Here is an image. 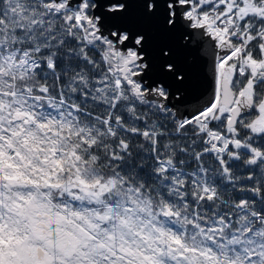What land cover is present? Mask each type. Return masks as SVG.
I'll return each mask as SVG.
<instances>
[{
    "label": "snow or ice",
    "instance_id": "1",
    "mask_svg": "<svg viewBox=\"0 0 264 264\" xmlns=\"http://www.w3.org/2000/svg\"><path fill=\"white\" fill-rule=\"evenodd\" d=\"M0 264H264V0H0Z\"/></svg>",
    "mask_w": 264,
    "mask_h": 264
}]
</instances>
